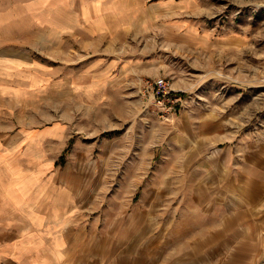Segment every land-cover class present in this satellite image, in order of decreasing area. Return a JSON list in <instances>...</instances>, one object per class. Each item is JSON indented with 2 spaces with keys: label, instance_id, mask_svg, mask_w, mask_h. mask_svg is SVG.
<instances>
[{
  "label": "crops",
  "instance_id": "crops-1",
  "mask_svg": "<svg viewBox=\"0 0 264 264\" xmlns=\"http://www.w3.org/2000/svg\"><path fill=\"white\" fill-rule=\"evenodd\" d=\"M145 1L79 0L71 13L70 0H13L0 8V120L21 116L5 112L3 101L27 109L51 101L48 67L30 55L37 44L44 50L52 38L68 39L69 25L79 22V50L93 56L101 39L142 29ZM85 60L79 87L92 95L131 86L136 72H148L125 60L115 69ZM217 117L203 114L209 136L178 147L185 158L167 160L196 168L193 174H159L146 185L129 173L130 191L111 196L105 177L81 173L78 161L62 163L68 143L61 122L10 132L0 121V264H264V143L214 147L212 133L228 130ZM221 134L228 139V131Z\"/></svg>",
  "mask_w": 264,
  "mask_h": 264
},
{
  "label": "rangeland",
  "instance_id": "rangeland-1",
  "mask_svg": "<svg viewBox=\"0 0 264 264\" xmlns=\"http://www.w3.org/2000/svg\"><path fill=\"white\" fill-rule=\"evenodd\" d=\"M12 1L0 0V8L10 7ZM145 2L147 21L142 29L101 39L93 56L87 55L89 49L79 50L84 48L79 22L69 25L68 39L52 38L44 50L37 44L30 55L48 67L51 101L36 102L30 109L21 103L12 108L4 101L1 106L12 114L20 111L19 119L4 115L0 120L12 126L10 132L19 126L39 129L61 122L68 143L62 163L78 161L81 173L105 177L109 183L103 190L109 196L130 191L124 179L129 173L146 185L159 174H193L196 168L173 166L167 160L185 158L186 150L178 147L197 145L209 136L201 118L205 113H216L215 121L228 127L212 133L214 147L231 141L264 143V0ZM70 5L69 13L79 10V0H70ZM42 27L36 24V36ZM189 32L200 39L194 41ZM83 58L82 64L100 62L101 68L105 64L114 69L125 60L148 72H136L139 76L131 86L101 88L92 95L85 92L90 87H79L86 84V79L79 82ZM157 78L168 83L174 99L171 109L161 108L153 98L147 80ZM32 114L35 118H28ZM225 131L226 140L221 134ZM132 202H139V194Z\"/></svg>",
  "mask_w": 264,
  "mask_h": 264
},
{
  "label": "built area",
  "instance_id": "built-area-1",
  "mask_svg": "<svg viewBox=\"0 0 264 264\" xmlns=\"http://www.w3.org/2000/svg\"><path fill=\"white\" fill-rule=\"evenodd\" d=\"M147 83L152 86L153 98L161 108L171 109L174 99L171 98V90L164 78H157L152 83L147 80ZM167 104H169L167 106Z\"/></svg>",
  "mask_w": 264,
  "mask_h": 264
}]
</instances>
